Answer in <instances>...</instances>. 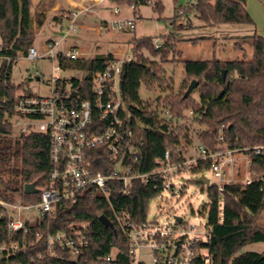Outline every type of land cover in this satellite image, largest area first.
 I'll list each match as a JSON object with an SVG mask.
<instances>
[{
	"label": "trees",
	"instance_id": "trees-1",
	"mask_svg": "<svg viewBox=\"0 0 264 264\" xmlns=\"http://www.w3.org/2000/svg\"><path fill=\"white\" fill-rule=\"evenodd\" d=\"M121 5H129L137 13L141 6H152L161 17L164 11L163 0H113ZM186 7L175 2L176 18L184 9L190 10L205 27L218 25L255 26L248 12V0H194ZM32 0H0V54L9 56L12 61L0 70V199L14 202L22 198L26 202L39 201L40 192L49 186L50 138L47 134L31 133L20 137L14 136V126L9 116L15 113L19 99L20 86L12 82V68L16 59L26 56L35 41V32L31 18ZM174 17V18H175ZM170 37H176L171 34ZM203 39L189 40L198 43ZM179 42V40H176ZM175 40L168 41L169 51L175 49ZM245 44L253 48V58L248 59ZM135 60L126 65L121 80V93L124 102L130 108L135 120V135L144 145V170H151L158 159L171 150L174 161L190 155L194 147L191 117L202 131V144L207 149L216 150L219 129L224 127L227 147L242 149L253 157L251 171L253 181L249 185H226L224 187V217L219 219L218 201L220 194L215 185L209 187L211 199L208 226L212 228L208 249L214 264H264V251L241 252L250 244L264 243V228L259 226V219L264 212V155L254 156L255 147H264V37L255 33L235 43V49L244 53L242 60L231 62L184 61L186 74L192 80H198L200 100L196 103L191 95L185 93L176 97L162 99L154 105L143 102L139 91L144 84L151 90L156 83L161 87L160 71L141 53L142 49L154 52L152 37L134 39L131 42ZM159 54V53H158ZM112 55L97 56L73 62V66L89 72L84 79L85 98L89 97L92 75L103 67ZM72 63H61L63 69ZM226 71V78H223ZM78 84L77 80H73ZM160 106H163L162 108ZM169 109L177 118L175 121L160 117L161 109ZM196 118V119H195ZM185 140V145H182ZM199 150V148H198ZM211 162L201 164L193 170L194 174L203 173L210 168ZM98 170V169H97ZM34 184L37 192L26 194L24 186ZM155 198L148 185L138 182L133 194L124 198L118 193L111 194L112 203L127 212L134 224L140 225L146 220L150 201ZM105 215L117 230L113 233L101 221ZM71 222L88 223L90 248L77 261H58L46 257V237L48 232L66 230ZM33 227L28 242L29 249L14 260L27 261L34 258V264H95L98 257L115 254V264L128 262V242L117 226L106 200L99 196L79 197L76 202L59 204L55 210V220ZM13 238L7 233L6 219L0 208V246ZM41 254L43 259L37 260ZM0 263L5 264L1 259Z\"/></svg>",
	"mask_w": 264,
	"mask_h": 264
},
{
	"label": "built area",
	"instance_id": "built-area-1",
	"mask_svg": "<svg viewBox=\"0 0 264 264\" xmlns=\"http://www.w3.org/2000/svg\"><path fill=\"white\" fill-rule=\"evenodd\" d=\"M103 1L106 0H99ZM114 13L118 15L120 8H115ZM80 14L81 11L66 14L57 23L58 39L47 41L43 51L32 45L28 54L22 57L30 61L49 59L58 64L53 67L51 94L46 97L20 94L15 113L9 116L18 137L31 133L49 136L52 167L49 186L40 192L38 202H26L22 198L14 202L0 199L8 235L10 238L18 234L21 236L0 246V260L4 259L5 264H34V258L27 261L12 259L28 252L31 229L43 223H47L50 229L59 204L76 202L82 196H99L107 201L117 226L127 238L126 264H146L144 250L148 251L153 264H214L207 247L212 231L208 223L206 230L200 232L196 226L185 223L183 218L181 222L175 217L173 223L162 224L148 220L147 213L146 220L136 226L125 210L112 203L111 194L115 192L128 198L133 194L134 186L140 182L150 187L155 198L163 199L167 195L179 199L187 194V187L178 185L176 180L210 161L207 171L218 182L215 184L220 194L218 212L220 221H223L224 187L252 183L253 157L242 149L227 147L224 127H221L216 150L200 145L198 157L187 155L177 161L173 160L171 150H167L151 170L145 171L144 145L135 135L136 119L121 93L124 69L135 60L133 51L124 59L112 55L92 75L88 98L84 97L85 78L77 79L78 84L73 83L66 90L63 82L56 77L62 62L84 59L80 48H62L69 37L78 31ZM111 23L114 29H135L134 19L114 20ZM156 47L160 48L161 45ZM5 61L7 71L12 58L0 54V70L4 68ZM188 115L193 118L195 113L190 110ZM160 117L172 121L177 119L166 108L161 109ZM252 151L254 156L264 155L263 146L255 147ZM236 166L238 169L244 167L245 175L241 180L234 177ZM230 172L232 174L229 176ZM203 173L197 175L201 177ZM31 215H35V223H32ZM89 230L88 223L71 222L66 230L48 232L46 257L58 261H77L90 248ZM41 259L43 256L39 254L37 260ZM95 264H115V254L98 257Z\"/></svg>",
	"mask_w": 264,
	"mask_h": 264
},
{
	"label": "rangeland",
	"instance_id": "rangeland-1",
	"mask_svg": "<svg viewBox=\"0 0 264 264\" xmlns=\"http://www.w3.org/2000/svg\"><path fill=\"white\" fill-rule=\"evenodd\" d=\"M194 0H178V6H188ZM164 11L160 17L152 6H141L139 11L135 13L134 8L129 5H121L113 0H108L106 4L109 9L105 16L109 20H135L134 30H118L114 29L110 22L107 29H104L100 34L96 28L101 25L100 21L93 22L89 32L80 27L81 18L78 21V31L71 35L62 48L67 45L76 46L86 52L87 57H92L101 54H116L119 58H126L132 55L131 42L134 39H142L152 37L154 39V52L142 49L141 53L150 62L154 63V67L160 71V81L163 83L158 87V83L149 90L143 84L139 96L141 100L147 104L164 101L167 98L176 97L183 92L186 93L188 87L194 81L186 74L184 61H212L218 60L222 62H231L242 60L244 53L237 51L235 43L241 41L244 37H250L257 33L264 36V19L254 17L255 26L245 25H218L216 27H205L202 25L196 15L188 9H184L183 14L176 18L174 0H163ZM120 8V13L115 15V8ZM175 17V18H174ZM173 34L176 38L172 39ZM51 38L55 40L59 38L56 31L51 30L50 25L40 29L36 33L33 45L43 51L46 40ZM203 39L198 43H192L189 40ZM179 40L175 43V49L171 52L166 46L168 41ZM156 45H161L157 48ZM245 51L249 60L253 58V48L249 44H245ZM134 53V52H133ZM159 53V54H158ZM135 55V54H134ZM63 69L61 68L56 77L59 78L66 90H69L73 85V80L84 79L89 76V72L80 70L73 66ZM54 66H58L56 62L49 59H38L30 61L25 58H18L13 63L12 82L16 86H20L18 91L21 95H31L46 97L52 92V74ZM196 80V79H195ZM198 81V80H196ZM198 87L191 93L192 99L198 103L200 95ZM161 108L163 106H160ZM195 117V116H194ZM196 119V118H195ZM192 135L194 137V147L190 149L191 156L198 157V148L202 142V131L206 129L200 126L198 121L191 118ZM14 136L18 137L14 131ZM182 145H185V140H182ZM218 147V137L216 149ZM234 177L243 179L244 167L239 169L234 167ZM204 176L211 183L210 186L217 184V179L214 178L210 171H205ZM230 172L228 175L230 176ZM254 177V173L251 171ZM200 176L193 173L183 174L182 179L176 180L180 186L186 185L187 194L177 199L165 195L162 198H155L150 202L148 210V220H156L159 223H173L175 217L183 218L188 225H194L198 231L206 230V225L209 220V207L211 199L209 197V185L198 182ZM34 214V213H33ZM32 223H35V215H31ZM259 226L264 228V212L260 216ZM264 243L250 244L243 248L241 252H263ZM205 252V251H204ZM144 261L146 264H153L152 258L147 250L143 251Z\"/></svg>",
	"mask_w": 264,
	"mask_h": 264
},
{
	"label": "crops",
	"instance_id": "crops-1",
	"mask_svg": "<svg viewBox=\"0 0 264 264\" xmlns=\"http://www.w3.org/2000/svg\"><path fill=\"white\" fill-rule=\"evenodd\" d=\"M107 3L108 0L103 2H99V0H32L31 18L33 20L32 27L35 36L40 29H43L47 25H50L51 30H54L55 34L56 31L58 33L57 23L61 21L66 14L72 11H81L80 27H84L88 32L92 29L89 25L93 22L100 21L101 25L96 28L97 33L100 34L104 29L108 28L110 22H113L105 16V13L109 9L106 5ZM194 3L195 1L191 2V4ZM247 9L253 20L254 17H256L255 15L264 19V0H248ZM49 40H51V38L46 40V42ZM68 46L70 45H67L66 47ZM82 51L84 53V59H92L97 56H105L109 54L116 55L107 53L87 57L86 52H84V50Z\"/></svg>",
	"mask_w": 264,
	"mask_h": 264
},
{
	"label": "water",
	"instance_id": "water-1",
	"mask_svg": "<svg viewBox=\"0 0 264 264\" xmlns=\"http://www.w3.org/2000/svg\"><path fill=\"white\" fill-rule=\"evenodd\" d=\"M223 78L224 79L226 78V71H223ZM198 84H199L198 81H196V80L192 81V83L190 84V86L188 87V89L184 95V98H188L191 95V93L194 91V89L196 87H198ZM73 95L75 96L76 93H74ZM198 182L206 184V185L210 184V180L208 178H206L205 176L199 177ZM36 191L37 190H36V187L34 184H26L24 186V192L26 194H34V193H36ZM99 219L107 228H110L113 231V233H115V234L117 233V230H116L113 222L111 220H109L105 215H101ZM177 220L179 222L182 221V219L180 217H177Z\"/></svg>",
	"mask_w": 264,
	"mask_h": 264
}]
</instances>
